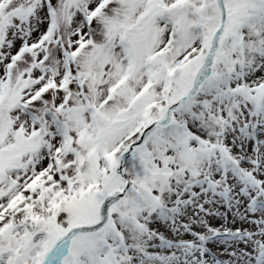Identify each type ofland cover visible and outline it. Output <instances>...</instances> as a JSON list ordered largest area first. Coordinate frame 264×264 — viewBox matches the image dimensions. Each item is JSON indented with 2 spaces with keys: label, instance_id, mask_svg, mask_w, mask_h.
Masks as SVG:
<instances>
[{
  "label": "snow or ice",
  "instance_id": "snow-or-ice-1",
  "mask_svg": "<svg viewBox=\"0 0 264 264\" xmlns=\"http://www.w3.org/2000/svg\"><path fill=\"white\" fill-rule=\"evenodd\" d=\"M0 264H264V0H0Z\"/></svg>",
  "mask_w": 264,
  "mask_h": 264
}]
</instances>
